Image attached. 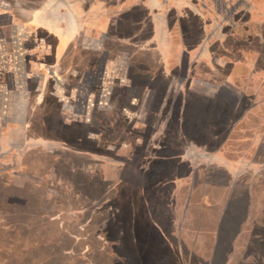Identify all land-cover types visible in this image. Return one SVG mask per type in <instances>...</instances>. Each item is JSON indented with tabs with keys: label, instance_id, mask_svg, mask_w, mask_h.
I'll use <instances>...</instances> for the list:
<instances>
[{
	"label": "rangeland",
	"instance_id": "rangeland-1",
	"mask_svg": "<svg viewBox=\"0 0 264 264\" xmlns=\"http://www.w3.org/2000/svg\"><path fill=\"white\" fill-rule=\"evenodd\" d=\"M92 1L0 0V264H264V0H192L163 73Z\"/></svg>",
	"mask_w": 264,
	"mask_h": 264
},
{
	"label": "crops",
	"instance_id": "crops-1",
	"mask_svg": "<svg viewBox=\"0 0 264 264\" xmlns=\"http://www.w3.org/2000/svg\"><path fill=\"white\" fill-rule=\"evenodd\" d=\"M107 1L109 0H101L95 2L92 1L91 4L88 6L87 10L92 11L94 10L93 7L95 6L105 5V7H112L116 9V11L117 9H119L118 12H121L122 9L129 10L131 8H137L143 12V18L141 20L136 21V23L139 24V27L136 28L137 31H135L134 33L135 36L133 37V43H135L136 45V51H146L152 53L154 57L153 61L159 63V67H157L156 69L157 72L163 73L166 72V69L169 70V68L165 69V65H168L166 63H169L171 61V57L175 55L176 50H180L182 52H185L187 55L191 56L195 54L196 51H198V46L200 45V42L194 50H191L190 48H188L187 42H183V46H181L178 42L174 40L173 37L176 22L178 24L181 23V19L185 17L186 14L190 11L192 12V9L194 7V5L191 3L192 0H113L111 4H104ZM70 7H72L73 12H80L82 8L81 4L77 3H71ZM208 11L211 12L209 8ZM202 13H198L197 16L200 19H203L202 31L205 33L208 32L209 29L212 27L211 25L213 19L212 17H208L207 15ZM159 15H161V17ZM77 24L78 23H76V20H70V31L66 35L69 41L77 37L80 32L79 30L81 28ZM147 31H150V33H148ZM208 38L210 39V36ZM186 47L188 49L184 51ZM199 55L200 59H203L202 57L205 56L207 57L206 52H200ZM34 120L38 128H44L46 119L36 118ZM29 123L30 122H28L27 124ZM33 123L34 122H32V124ZM54 139L55 137H45L43 136V134L39 133L31 134L30 132L24 134V140L26 141L27 145L29 142H34L37 145L36 147H45L44 144H51L49 142L54 141ZM48 140L49 142H47ZM53 150L54 148L52 150L49 149L47 151L49 153H52ZM134 219L136 218L134 217Z\"/></svg>",
	"mask_w": 264,
	"mask_h": 264
},
{
	"label": "trees",
	"instance_id": "trees-1",
	"mask_svg": "<svg viewBox=\"0 0 264 264\" xmlns=\"http://www.w3.org/2000/svg\"><path fill=\"white\" fill-rule=\"evenodd\" d=\"M42 242H40V244L41 245H43V246H41L43 249H45V250H43L47 255H48V253H51V252H54V250H55V246L53 245L54 244V242L51 240V239H49V238H47V239H45V240H41ZM91 262V261H90Z\"/></svg>",
	"mask_w": 264,
	"mask_h": 264
},
{
	"label": "bare ground",
	"instance_id": "bare-ground-1",
	"mask_svg": "<svg viewBox=\"0 0 264 264\" xmlns=\"http://www.w3.org/2000/svg\"><path fill=\"white\" fill-rule=\"evenodd\" d=\"M11 38V37H10ZM9 44V43H8ZM10 46V45H9ZM11 47V46H10ZM5 48H6V46H5ZM5 50V49H4ZM4 50H2L3 52H4Z\"/></svg>",
	"mask_w": 264,
	"mask_h": 264
}]
</instances>
